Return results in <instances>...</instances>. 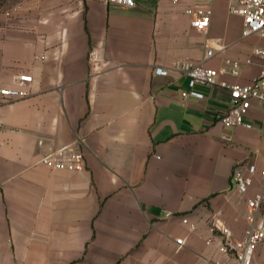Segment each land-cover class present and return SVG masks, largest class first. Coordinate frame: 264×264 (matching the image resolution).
Wrapping results in <instances>:
<instances>
[{
  "label": "crops",
  "instance_id": "crops-1",
  "mask_svg": "<svg viewBox=\"0 0 264 264\" xmlns=\"http://www.w3.org/2000/svg\"><path fill=\"white\" fill-rule=\"evenodd\" d=\"M135 1L0 3V90L33 77L29 98L0 96V264H234L211 222L242 238L247 199L264 195L260 174L247 196L232 185L236 166L264 167V104L245 116L250 129L215 116L230 107L222 83L259 77L253 50L264 39L242 36L226 0L211 4L206 33L186 13L201 0ZM207 39L218 41L207 66L239 61L240 73H220L196 88L204 99L185 101V66L205 56ZM63 147L84 153L83 170L41 162ZM254 264H264V244Z\"/></svg>",
  "mask_w": 264,
  "mask_h": 264
},
{
  "label": "built area",
  "instance_id": "built-area-1",
  "mask_svg": "<svg viewBox=\"0 0 264 264\" xmlns=\"http://www.w3.org/2000/svg\"><path fill=\"white\" fill-rule=\"evenodd\" d=\"M216 0H201V5L190 8L186 11L191 17V26L201 32L206 33L210 27L213 15L211 4ZM230 4L229 10L232 14L243 19L242 36L244 38L258 35L264 39V0H226ZM107 5H119L126 8L136 6L135 0H104ZM218 41L207 39L204 43L205 56L197 62H189L185 66V74L189 79L187 90L181 92L182 98L187 101L190 98L204 99V94L198 92V86L212 87L217 84L220 73H230L238 76L242 63L239 61H225V67L218 71L207 66V61L214 57ZM253 57H257L264 62V48L256 47L253 50ZM91 62H97L99 55L95 50L89 54ZM252 59H247L245 64L251 65ZM228 69V70H227ZM157 75H167L168 71L163 68L155 70ZM33 77L31 75H20L16 79L14 88H3L0 96L7 101L26 99L31 96V85ZM222 87L229 89L230 107L225 111H220L215 118L226 127H236L244 125L252 128V125L245 123V116L255 104H264V66L259 77L251 84L247 85H227ZM41 162L51 170L56 171H81L85 168V155L82 151L74 150L70 147L53 150L45 155ZM260 174L264 178V167L258 169L256 165H243L235 167L232 174V185L240 195L247 196L249 189L253 186L255 176ZM264 206V195L257 193L247 199L246 221L249 224L244 236L236 238L234 233L225 226L219 219H213L211 229L218 232L223 239L220 252L232 257L234 264H254L256 253L264 244V220H260ZM183 223L190 226L192 230L196 227L187 218ZM177 250L183 249L185 241L177 239ZM211 240L207 241L210 245ZM220 264V263H216Z\"/></svg>",
  "mask_w": 264,
  "mask_h": 264
},
{
  "label": "rangeland",
  "instance_id": "rangeland-1",
  "mask_svg": "<svg viewBox=\"0 0 264 264\" xmlns=\"http://www.w3.org/2000/svg\"><path fill=\"white\" fill-rule=\"evenodd\" d=\"M19 1L21 0H0V3L4 6H11L13 4H16Z\"/></svg>",
  "mask_w": 264,
  "mask_h": 264
}]
</instances>
